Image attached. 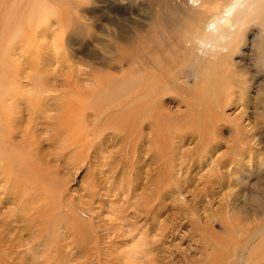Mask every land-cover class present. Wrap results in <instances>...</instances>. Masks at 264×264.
<instances>
[{"label": "bare ground", "instance_id": "bare-ground-1", "mask_svg": "<svg viewBox=\"0 0 264 264\" xmlns=\"http://www.w3.org/2000/svg\"><path fill=\"white\" fill-rule=\"evenodd\" d=\"M149 4L158 11L163 8L171 10L175 17L169 22H159L160 27L151 30L145 36H140L133 48H119L116 52L108 48L107 53L111 60L108 67L110 71L115 68L122 70L121 75L109 72L105 76V85L99 81H95L93 85H85L81 90L82 97L77 99L78 103L69 104L64 98V92L62 95L47 97L50 103L43 100L46 99L45 94H50L51 84L43 83L42 76L46 72L56 71L57 65L61 62L57 28H52L62 16L58 0H0V46L7 45L15 32L22 33L12 48H5L3 55H0L1 79L2 82L5 80L0 86V246L8 242L14 248V252L23 247L24 254L30 253L28 250L36 253L32 257L33 262L41 259L49 264L51 260L60 262L59 256L49 254L56 252L63 240H67L63 246L75 245L76 248L87 242L86 231L82 232L78 227L77 230H72L78 216L68 210L64 214L61 212L63 205H67L63 186L66 184L62 178L60 179L62 183L53 178L62 165L70 166L69 172L73 170L92 154L90 149L105 146V152L112 154L113 152L109 151V143L111 141L115 143L112 146L119 143L120 154L122 151V154L126 153L129 157H125L119 166L115 165L114 168L108 169V172L117 169L114 171L117 175L121 171L128 172L127 167L135 157L137 145H140L139 137H147L149 142L161 140L160 131L164 122L184 123L190 120L191 124L196 123L197 126L194 127L200 133L202 145L197 152L203 157L218 145L214 139L219 131L216 123L220 120L229 122L230 131L237 136L239 140L237 142L242 143L249 134L251 135L247 128L248 124L242 123L248 118L249 108L253 107L254 118L264 117V83L261 82L257 86L258 83L255 82L256 97L252 100L249 96V86H253L254 77L249 79L243 77L248 71L245 62L237 69L231 61L247 29L255 27L258 54L250 61L257 67L255 73L258 76L264 74V0H149ZM5 5L9 7L5 9ZM49 34L50 42L47 40ZM169 35L175 38L176 42L173 45L167 44ZM156 38L158 40L155 41ZM177 61L181 62L179 66H176ZM114 62L117 63L116 67ZM125 66L127 68H124ZM13 69L25 72L26 78L30 77L29 79L33 81L32 84L26 87L25 82L23 88L13 87L15 90H11L7 83L12 79L7 73ZM30 70L35 73L32 74ZM74 71L67 77L79 78L81 70H78L80 74L77 69ZM84 71L86 74V69ZM18 74L20 77V73ZM88 74L84 79L87 78L91 82L93 79ZM22 78L20 77V80ZM26 78V81L29 80ZM16 95L24 96L26 102L24 107L16 104ZM176 102L177 109L171 112L168 104ZM181 107L184 109L181 110ZM230 107L238 109L232 116L225 113V109ZM174 122L173 126H169L171 128L175 126L179 136L189 127L187 122V125L182 127ZM262 122L264 123V119ZM145 125L150 130V136L143 135ZM177 126L181 128L177 129ZM166 129L163 131L167 132ZM103 133L105 138L101 137ZM210 136L214 142L208 139ZM165 141V145L161 144L158 146L159 149L152 150L150 155L156 168L155 173L150 174L152 177L148 183L149 192L145 195L148 197L142 201L128 203L125 205L127 208L112 211L116 215L115 219L119 220L115 221L112 219L114 216L111 217L112 221L118 222L113 225L122 229L116 237L124 242H133L137 238L129 251L115 258L119 261L118 264L150 263L152 260L149 259V255L160 246L156 241L162 242L166 239L168 228L162 223L157 224L160 226L159 238L152 239L151 244L155 247H151L145 244L146 228L144 230L143 225L141 227L137 225L140 218L144 221L157 219L158 209L164 208L162 202L165 195L171 193L168 184L174 179L173 172L175 175L181 173L182 167L176 168L177 163L174 164V158L171 156L173 153L167 151ZM233 151L236 154L232 152V156L241 153L238 150V154L236 150ZM27 153L32 155L31 159ZM235 161L237 162V159ZM114 174L111 173L113 178L116 177ZM124 180L118 182L128 185L125 193L119 189L109 192L105 186V195L117 196L118 199L119 195L125 194L123 198L121 196L119 198L122 202L128 201L127 196L131 194L133 187L130 185L134 183L132 184L129 178L126 179V183ZM177 180L178 176L176 182ZM259 189L255 191L253 200L255 204H259L258 207H263L264 199L258 198L261 196ZM91 191L92 189L89 192L92 193ZM128 208H133V211H126ZM262 212L264 214V211ZM60 227L71 230L68 232L69 235L62 236L61 232L58 233ZM170 231L172 232L169 229L168 233ZM152 235L155 236L156 233ZM58 237L62 241L57 240ZM46 240L49 243L45 246H49L45 247V250L49 254L39 255L37 250L44 246ZM51 240L54 244L53 242L51 244ZM208 243L205 241L201 247L207 248ZM238 244L234 245L230 256L223 252L226 254V261L223 264H261L260 258L264 256V223L258 225L257 230L242 241L241 245ZM11 247L8 250H11ZM215 253L213 252L212 256ZM231 256L237 258L232 260ZM5 257L0 248V262H5ZM75 258L76 256H69L66 261ZM210 258L213 262L214 257ZM23 259L28 257H19V260ZM198 264L201 263L198 261Z\"/></svg>", "mask_w": 264, "mask_h": 264}, {"label": "rangeland", "instance_id": "rangeland-1", "mask_svg": "<svg viewBox=\"0 0 264 264\" xmlns=\"http://www.w3.org/2000/svg\"><path fill=\"white\" fill-rule=\"evenodd\" d=\"M58 7L62 16H60L61 19L59 21L53 24L52 28H57L59 61L62 63L60 62V65H57L56 71H50L51 73L46 72V74L42 76L43 83L51 84L50 94H45L46 99H43L47 100L49 103L51 101L47 99V97L50 98V96L56 94L62 95L63 92L65 95L64 98L69 104L78 103L77 99L82 97L81 90L85 85H93L95 81H99L105 85V76L109 72L121 75L122 70L119 71L115 68L112 70L113 72L110 71L108 65L111 63V60L110 55L107 53V49L112 48V50L116 52L119 48H133L136 46L140 36H145L151 30L157 29L158 26L160 27L161 24H158L159 22H169L175 17L171 10L169 11L163 8V10L158 11L156 8L151 7L149 0H58ZM256 31L255 27H249L247 29L243 41L231 58L232 63L235 65L234 67L237 69L244 64L243 62L247 64L245 67H247L249 72L247 71L248 73H244L243 77L247 79L254 77L253 86H249V96L252 100H255L256 97V83H258L257 86H259L261 82L264 83V74L258 76L257 73H255L257 67L253 66L250 61L258 54ZM49 36L50 34L47 35L48 42L51 41ZM169 37L170 38H167V44L173 45L176 42L175 38L170 35ZM156 40H158V38H156L155 41ZM115 52L113 53L115 54ZM180 63V61H177L176 66H179ZM248 63L250 65H248ZM114 66L116 67L117 63L114 62ZM124 68L127 67L125 66ZM76 69L82 72L80 74L78 71L80 74L79 78H74L73 76L67 77L68 74H73ZM83 69H86V74H90L89 77L93 79L91 82H89L90 80L87 78L86 80L84 79L86 74ZM16 71L18 70H8L7 73L10 79H12L7 83V86L12 88L11 90L23 88L24 86L28 87L32 84L33 81L29 79L30 77L26 78L25 72L23 73L22 70ZM57 71H59V73ZM30 72L32 71L30 70ZM18 73H20L21 78L23 77L22 75H24V77L29 80L26 81L25 78L20 80ZM33 73L35 72H32V74ZM34 75H32V78ZM1 77L0 73V86L1 83L5 82V80L2 82ZM65 77H67V80ZM14 81L16 83H14ZM15 84L17 86H15ZM13 87H15V89ZM167 97L168 96H166V98ZM15 99L16 104H20L21 107L26 105L23 95H16ZM176 106L177 102L176 104H168L171 112L177 109ZM182 109H184V107H181V110ZM225 110V113L231 116L238 111V109L234 107H230V109L226 108ZM249 110L248 118L245 119L246 121H242V123L248 124L247 128L251 135L249 134V137L244 139L242 143H239L237 142L239 141L237 136L230 131L229 122L220 120L216 125L219 127L218 130L221 132V135L218 131L216 134L217 136L215 135L216 139H214L215 143L218 145L214 150H211V153L203 157L197 152V149H201L202 146L200 143V133L194 127V125H197L196 123L191 124L190 120H188L184 121V123L173 121L176 125L178 124L181 127L183 125L186 126V122L188 123L189 127L187 126L188 128L184 129V132L180 135L181 137L178 134L179 131L175 130V126L171 128L173 122H164L166 125L163 123V129L161 130L163 131L167 128V132L160 131L163 137V139L161 137L160 140L162 143H160L159 140H155L156 145L155 141H150L153 143L149 145L150 142L147 137H139L138 140L140 141L138 144L140 145H137L136 152H134L136 159L134 157L133 161L127 167L128 172L121 171L119 173L122 174L118 173L116 175L114 171H117V169L112 171L117 178H113L111 176L112 172H108V169L114 168L115 165L119 166L120 162H122L125 157H129V155L126 153L122 154V151L120 154L119 143L118 145L116 144V146H112L115 144L112 141L109 143V151L113 152L112 154L110 152H105V146L95 149L98 150L96 152L94 149H90V153L92 151V154H95H91L92 157L88 155L85 158L86 161L80 162L81 164L79 163L70 172L68 170L70 166L62 165L57 171L58 174L53 178L60 182L62 178L63 183L65 182L66 184L63 185L65 186L64 195H66L64 196V200L67 201L68 207L64 204L60 210L63 214L68 210L78 216L72 230H77L78 227L80 231H86L89 240L87 239L85 244L76 248L75 245H71L72 247L63 246V244H65L64 242L67 240L62 241L60 237H58L57 240H61L62 242L59 243L60 246L56 249V252L52 254H49V252L45 250V247L49 246H45L49 243V241L46 240L44 246H40V250H37L39 255L45 253V255L49 254L60 257V262L51 260L49 264H118L117 262L119 261H116L115 258L123 252L129 251L137 241V238L134 239L133 242H124L116 237L122 229L118 226H114L119 220L115 219L116 215L114 212L112 213V211L127 208L126 206L128 203L131 204L136 201H142L144 200L143 198L146 199L148 197H145V195H147L146 193L149 192L148 183L150 177L155 173L154 170L156 168L150 155L152 154V150H158V146L164 144L166 140L167 151L173 154L175 153L174 156L176 155V157L171 154L172 158H174L173 162H175L174 164L177 163L176 168L181 166L182 171L180 170L181 173L176 174L179 179L177 182V176L173 172L174 179H171V182H169L171 184H168L171 193L167 194L168 192L166 191L167 195H165L163 200L164 203L162 202L164 208L158 209L159 213L157 219L151 218L144 221L140 218L139 221H137L138 226L141 227L143 225L144 230L146 228L147 234L144 235L146 239L145 244L147 243L151 245V247H155L151 244L152 239L157 240L159 238L158 232L160 230L158 228L160 226L157 224L162 223L166 225L168 231L171 229L173 232L170 231V233H168L167 231L164 241H156L159 243L158 246H160L159 248L157 247V250L155 248V252L149 255V259L151 258L152 261L148 264H198V261L201 264H208L209 262L211 264H223L226 261V254L223 252H226L229 254L228 256H230L233 252L232 248H234V245H237V243L241 245L242 241L248 239V237L257 230L258 225L264 223V214L262 212L264 211V206H260L261 208L258 207L259 204H255L256 202L253 200L255 191L259 188L258 191H260L261 196L258 198L260 200L264 199V194H262L264 190V123L262 121L264 117L261 116L256 119L254 118L255 114L252 106ZM145 123L147 122L145 121ZM189 123L194 128H192ZM181 127L177 126V129ZM149 131V128L145 125L143 135L150 136ZM101 135V137L105 138V133ZM99 138H97V140H99ZM208 139L214 142L213 137L210 136ZM149 147H151L150 150L148 149ZM233 149L241 153L238 154L237 151L238 155H233V157L231 155L232 152H234ZM20 150L25 151L24 149ZM100 150L102 151L100 152ZM115 151L120 155L114 153ZM179 151H181V153H178ZM234 153L236 154V152ZM27 156L29 159L32 157V155H28V153ZM177 157L183 160L184 163L182 161L180 162V160H176L178 159ZM232 158L234 160H231ZM235 159H237V162ZM83 162L85 163L83 164ZM218 162L222 164L218 165ZM151 173L152 175H150ZM120 175L122 176L119 177ZM106 178L107 180H105ZM128 178L130 182L132 181V184L134 183L130 185L134 188L132 187L131 194L127 196L129 197L128 201L122 202L121 198H119L120 196L123 198L125 194L119 195L118 199L116 198L117 196L105 195V186L108 187L109 192L119 189L123 190V193H125L128 189V185H123L118 181L125 179L124 183H126ZM91 189L93 194L89 192ZM252 208H254L253 211ZM259 208L262 209L260 214ZM129 210L133 211V208H128L126 211ZM154 216H156V214H154ZM111 217L118 222L112 221ZM118 229H120V231ZM70 231L69 229H64V227L58 229V233L61 232L62 236H68V232ZM113 233L115 234L113 235ZM154 233H156L155 236L152 235ZM115 240H119L120 242H116ZM205 241L209 242L207 248L201 247L202 243H205ZM52 242L54 244V241L51 240V244ZM8 245V242H4V244L0 246L2 253L6 255L5 262H0V264H48L41 259L33 262L32 257H34L36 253H32L31 250L27 249L30 253L24 254L25 248L21 247L16 249L17 252H14V248ZM10 247L11 250H8ZM3 248H6L5 250L7 252ZM213 252L216 253L212 256ZM68 255L76 256V258L72 259V261L68 259L69 262H67ZM24 256H27L28 259L19 260V257L23 258ZM210 257H214L213 262H211L212 258ZM235 258L237 257L231 256L232 260H235ZM62 260L65 262H62ZM260 263L264 264V256L260 258Z\"/></svg>", "mask_w": 264, "mask_h": 264}, {"label": "clouds", "instance_id": "clouds-1", "mask_svg": "<svg viewBox=\"0 0 264 264\" xmlns=\"http://www.w3.org/2000/svg\"><path fill=\"white\" fill-rule=\"evenodd\" d=\"M9 6L5 5V9H7ZM22 33L20 31L15 32L12 37L9 39L7 45L5 46H0V55H3L5 48L11 49L13 45L16 43V41L21 38Z\"/></svg>", "mask_w": 264, "mask_h": 264}]
</instances>
